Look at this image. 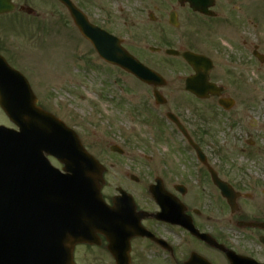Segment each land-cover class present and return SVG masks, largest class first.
I'll return each mask as SVG.
<instances>
[{
	"label": "flooded vegetation",
	"instance_id": "flooded-vegetation-1",
	"mask_svg": "<svg viewBox=\"0 0 264 264\" xmlns=\"http://www.w3.org/2000/svg\"><path fill=\"white\" fill-rule=\"evenodd\" d=\"M69 2L88 23L116 36L132 56L160 76V84L147 85L128 74L111 72L117 93L110 103L118 109L116 113L126 101L125 90L133 93L142 88L147 96L153 92L163 97L192 96L185 92L184 82L193 71L180 55L187 51L211 60L209 80L222 87L219 96L209 98L216 110L221 109L219 98L244 95L238 78L248 63H254L256 71L264 69V0ZM11 3L13 10L0 14V52L9 56L8 33L13 30L22 29L24 41L35 45L55 44L60 30L73 36L78 32L60 0ZM232 29L244 37L232 34ZM224 41L229 43L228 50L221 45ZM168 49L178 54H167ZM247 93L250 96L251 91ZM236 103L235 99V106L226 113L232 119L229 127L238 130L230 141L239 142L245 136V145L235 148L245 152L244 163L224 152L226 147L220 151L214 113L208 110L209 116L199 121H187L185 112L166 102L126 111L127 126L120 133L116 129L118 137H103L106 159L115 163L104 171L101 196L108 208L118 198V226L106 223L97 234V244L77 246L74 264H117L113 252L124 256L125 241L128 264H264V139L253 132L264 131V107L248 100L240 117L241 111L233 112ZM170 112L187 137L167 118ZM138 129L163 134L164 144L157 146L148 138L142 142ZM222 192L230 193L225 197ZM112 237L117 238L115 247L110 246Z\"/></svg>",
	"mask_w": 264,
	"mask_h": 264
},
{
	"label": "rangeland",
	"instance_id": "rangeland-1",
	"mask_svg": "<svg viewBox=\"0 0 264 264\" xmlns=\"http://www.w3.org/2000/svg\"><path fill=\"white\" fill-rule=\"evenodd\" d=\"M233 30L232 34L244 37L243 33ZM218 32H221V30ZM220 35L223 36L224 34ZM8 38L10 39V50H13L12 47L15 48V52L10 59L15 64L18 61V65L26 71L30 79V85L37 97V103L73 127L84 147L106 165L105 154L108 153L103 137L111 140L118 137L115 129L118 127L120 133V126L127 123L125 111L127 109L132 111L128 105L123 104L122 108L116 113L115 111L118 109L111 105L110 101L115 90L112 83L108 81L109 69H105L104 65L97 61L91 47L88 46L89 44L85 43L82 46L83 44L74 39L68 32H58L57 44L45 43L34 47L27 45L25 42L24 44L19 43L13 34L8 33ZM221 45L223 48L229 49L227 41L222 42ZM88 58L94 63L92 68L87 65ZM241 75L242 77L238 78L239 82H243L240 83V88L246 92L242 97H234L237 103L233 111L235 113L241 111L240 117L244 115V102L248 100L253 106L264 107V69L260 72L256 71L254 63H248ZM140 89L145 93L144 89ZM247 91H251L250 96H248ZM140 92L137 90L135 95H141ZM141 100L142 102H138V105L145 106L143 96ZM166 100V106L185 112L184 115L187 116V121H199L203 117L206 119L209 116L206 110L214 113V116L211 113L210 115L213 116L215 123L214 136L221 140L219 141L220 151L222 152V148L226 147L224 152L229 153L232 159H236V162L244 163L245 152L240 153L235 148L245 145L243 142L245 136L243 134L239 142H237V139L235 142L230 141L238 131L237 128L229 127L232 122L230 114L214 109V103L211 100L196 103L195 99L186 97L184 93L168 95ZM241 122V127L245 128L246 120L243 119ZM111 123H115L113 129H111ZM0 124L11 126L1 110ZM148 130L145 129L143 132L137 130L141 133L140 137L144 138L142 142L147 141L145 138H148V141L155 145L164 144L163 134H151L148 133ZM253 132L254 136L257 135L264 139L262 129L257 128ZM136 144L138 147L145 149L143 145ZM258 144L260 145L259 142ZM115 176L113 174V178Z\"/></svg>",
	"mask_w": 264,
	"mask_h": 264
},
{
	"label": "water",
	"instance_id": "water-1",
	"mask_svg": "<svg viewBox=\"0 0 264 264\" xmlns=\"http://www.w3.org/2000/svg\"><path fill=\"white\" fill-rule=\"evenodd\" d=\"M5 3V0H0V11L8 8L6 7V5H4ZM79 19L81 20L80 17ZM81 27H84L85 33L90 36L91 40L94 42L96 49L103 58H106L112 62H116L123 68L135 73V75L142 80L152 82L149 81L152 79V74L140 64H136L134 60L125 52L121 51L110 36L95 31V29L91 28L88 24H84L82 20ZM186 58L196 71L195 76L188 79V81L186 82V89L199 97H204L209 91H212V93H216L215 88L207 82V74L209 69L208 60H204L200 56L191 54H187ZM0 67L4 69V66L2 64H0ZM15 84L22 85L24 91L23 93L13 92L12 96L3 97V102L6 108L5 111L10 115L18 113L19 106L21 104H24L25 108L33 109L35 111H42L35 106L36 98L32 93L28 91L25 82L23 81ZM10 85L11 81L9 80V77L0 74L1 88L8 89L7 87H9ZM220 103L223 104L221 101ZM0 105L3 107L1 98ZM225 105L227 107L231 105V102H226ZM18 119L20 123L23 120L27 127L32 126L35 127L39 132L42 131L47 134H51L50 129H48L44 124L40 123L37 119L25 116L24 113L20 114L18 116ZM73 137L74 138H71L69 140V152L78 156L75 159L63 160L62 162L64 163L66 169H68V165L74 166L76 164L77 168L80 170V176L83 177V181L80 180L79 177H77L74 173L72 174L70 180L75 191V198L78 200V202L84 201L85 204L80 205V207L78 208L79 214L76 218V223L80 226L81 234L76 236L66 231V237H60V239L58 240L61 247H63L68 254L67 257H71V249L73 244L84 240L85 235L83 233L85 232L87 227L86 212L93 210L97 212V218L101 217V215L99 214L101 210L99 183L101 182L102 168L90 155H88L83 150L77 137L75 135ZM8 139L10 140L12 148L10 152L7 149V153L11 155L20 154L22 152L23 146L21 139L19 137H8ZM71 172H73V170ZM20 185H22L20 178L18 176H13V187H19ZM12 196L13 201H20L22 193L19 190H14Z\"/></svg>",
	"mask_w": 264,
	"mask_h": 264
}]
</instances>
